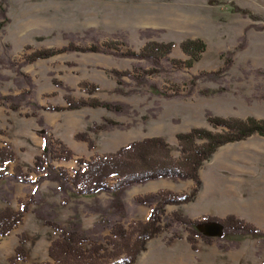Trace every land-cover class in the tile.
Wrapping results in <instances>:
<instances>
[{
    "label": "rangeland",
    "instance_id": "obj_1",
    "mask_svg": "<svg viewBox=\"0 0 264 264\" xmlns=\"http://www.w3.org/2000/svg\"><path fill=\"white\" fill-rule=\"evenodd\" d=\"M187 39H200L207 46L191 68L165 60L164 69L146 75L147 84L136 81L134 76L159 67L129 52L141 53L148 42H172L171 57L187 60L181 47ZM52 49L63 51L17 65L28 54ZM23 74L31 77L33 94L18 111L0 104V145L15 151L16 159L7 163L6 172L12 173L19 164L31 181L1 179L0 189L14 211L25 204L29 210L9 235L0 238V264L54 262L49 248L61 232L38 218L37 209L65 227L80 224L94 231L99 244L108 248L70 264H119L124 255L112 251L113 228L122 224L129 234L139 221L147 220L151 208L138 203V198L159 191L190 194L195 182L159 179L135 185L123 197L122 215L111 207L109 192L80 195L64 192L55 180L34 183L39 175L31 171L36 158L49 153L48 164L66 169L72 177L80 166L85 168L78 158L90 160L150 137H163L179 159V133L225 130L211 123L209 116L264 121V0H0V94L29 89ZM176 93L180 95H171ZM67 96L122 104L123 109H70ZM103 123L108 127L93 130ZM82 132L88 133L93 149L77 137ZM60 141L73 150V159L52 157L49 151L60 148ZM200 178L195 198L167 205L168 216L177 212L202 219L235 214L264 230V135L256 133L218 147L204 162ZM113 183L110 180L109 186ZM6 205L0 196V210ZM104 218H110L107 226ZM201 230L214 237L222 234L216 225ZM188 234L178 222L165 227L133 264L264 262V243L258 236L232 235L213 241L198 237L194 250ZM21 244L25 258L12 261Z\"/></svg>",
    "mask_w": 264,
    "mask_h": 264
},
{
    "label": "trees",
    "instance_id": "obj_2",
    "mask_svg": "<svg viewBox=\"0 0 264 264\" xmlns=\"http://www.w3.org/2000/svg\"><path fill=\"white\" fill-rule=\"evenodd\" d=\"M173 47L174 44L172 42L153 41L148 42L141 53L129 52V56L148 59L155 65L154 67H159V69L144 70L141 75L134 76L136 81L140 84H147L146 75L154 74L164 69L165 60L175 65L191 68L195 62L201 59L202 53L207 48L206 43L200 39H187L182 42L181 47L189 58L181 60L171 57ZM93 49L98 50L99 48L94 47ZM60 51L62 52L63 50H38L26 55L23 61L17 65L30 64L36 60L54 56ZM226 62V65L229 66L230 61ZM11 64L15 66L16 63L11 62ZM117 75H119V72ZM24 76H26V82L30 85V88L26 90L20 87L22 90L18 94H0L1 105L7 106L12 111H18L22 104L30 98L33 94L31 89L34 88V85L31 82V77ZM196 78L191 82L193 86H195ZM19 84L23 83L19 82ZM91 91L95 92V89ZM171 95L177 96L180 94ZM66 99L70 109L82 106H103L108 109L119 110L120 107H123L122 104L100 102L96 99H81L77 101L71 96H67ZM32 106L35 109L39 108L37 104L32 103ZM49 109L55 110L59 108L52 107ZM209 121L215 126L223 127L225 130L223 132H212L205 128H198L186 133H179L177 137L182 152V156L179 159L173 156L169 143L163 137H150L132 141L120 147L116 152L90 160L78 158L79 165H83L85 168L80 166L71 177L66 169L49 165L46 160L49 153L44 152V157L38 156L36 158L35 168L31 170L37 171L39 174L33 182L40 183L46 179L55 180L64 192L75 191L80 195L97 196L103 192H109L112 195L111 207L118 213L125 215L126 209L123 197L129 188L159 179H171L173 181L193 180L195 187L190 194L176 195L169 191H159L138 198V203L147 204L151 208L147 220L139 221L129 234H127V230L122 224H118L113 228L115 235L113 245L115 246L112 251L117 256L124 255L122 262L119 264H133L138 255L146 249V245L151 239L159 235L165 227H171L176 222L183 224L187 228L189 232L187 240L194 250L198 249V237L206 241H213L215 238H228L232 235L258 236L264 243V230L235 214H228L225 217L208 215L202 219H193L177 212L172 217L166 214L167 205H179L195 198L202 185L200 170L204 162L211 157L218 147L230 142L244 140L256 133L264 135V121L254 118L231 119L209 116ZM108 123L114 124L111 121ZM107 127V123L95 124L93 130ZM43 135L47 143H49V138L46 137L45 132ZM77 137L87 141L90 149L94 148V143L89 138L88 133H79ZM198 140H202V143H199ZM49 152H51L53 158L58 160L69 161L75 156L73 150L61 141L60 148H51ZM15 159V151L10 146L0 145V180L9 178L11 180L30 182L31 180L26 179L27 173L23 171L19 164H16L12 173L6 172L7 163L15 161ZM110 180L114 181L111 187L109 186ZM3 195L4 193L0 189V196L7 202L6 207L0 210V238L9 235L23 221L25 213L29 210L28 204H25L21 210L14 211L10 206V199ZM35 211L38 218L59 230L61 237L54 240L49 248V256L54 262L47 261L34 264H70L75 260L94 258L100 254L102 249L108 250L106 246L99 244L98 239L93 236L94 231L84 230L80 224H74L70 228L65 227L54 219L49 218L39 209ZM109 222H111L110 218H104L102 223L107 226ZM208 225H219L222 228V234L219 237H214L200 230V227ZM225 247L229 249L228 246ZM16 252L17 254L12 257V261L25 258V247L22 244L18 246Z\"/></svg>",
    "mask_w": 264,
    "mask_h": 264
},
{
    "label": "water",
    "instance_id": "obj_3",
    "mask_svg": "<svg viewBox=\"0 0 264 264\" xmlns=\"http://www.w3.org/2000/svg\"><path fill=\"white\" fill-rule=\"evenodd\" d=\"M208 226H210V225H208ZM216 226H219V225H216ZM203 227H204V226H203ZM219 227H220V226H219ZM201 228H202V227H200V230H201Z\"/></svg>",
    "mask_w": 264,
    "mask_h": 264
}]
</instances>
